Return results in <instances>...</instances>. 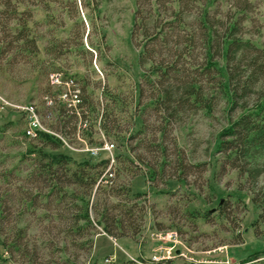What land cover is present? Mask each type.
<instances>
[{
	"label": "trees",
	"instance_id": "trees-1",
	"mask_svg": "<svg viewBox=\"0 0 264 264\" xmlns=\"http://www.w3.org/2000/svg\"><path fill=\"white\" fill-rule=\"evenodd\" d=\"M134 2L130 39L139 48L137 61L143 70L134 112L140 124L123 141L128 144L136 140L129 148L132 152L139 148L160 150L161 162L158 164L156 160L146 166L148 177L154 179L170 165L169 154L163 146L169 134L168 125L188 111L201 109L211 113L224 100L228 114L227 126L220 132L217 147L219 170L236 171L238 189L246 190L260 210L254 223L255 234L264 237L261 227L264 225V41L257 39L262 32L254 16L256 1ZM40 3L48 2L0 0L1 59L10 56L11 60L15 55L38 52V37L30 21L33 19L31 6ZM52 45L54 50L63 49L57 42ZM50 49L51 45L46 47ZM48 85L53 87L50 80ZM74 88L78 89L77 104L64 100L60 106L46 107V112L54 108L56 129L61 135L89 130L88 136L92 137L96 125L110 138L136 124L134 114L126 127L121 124L117 112L123 100L118 93L102 88L104 102L98 109L85 82L78 86L73 81ZM56 97L60 102L61 98ZM150 111L161 121L153 129L161 133L158 143L152 141L155 138L147 137ZM23 135L28 146L18 154L15 164L4 165L5 159L0 156V235L7 259L17 257L27 264H50L53 252L58 251L61 264H74L71 250L89 253L92 246L89 231L96 226L114 238L139 233L140 224L133 208L142 207L136 201L142 194L138 192L129 204L123 182L113 186V180L118 178L120 170H128L132 164L140 166L144 162L142 154L135 152L130 157L116 152L113 158L119 166H114L108 157L98 161L87 159L72 166L66 155L45 150L61 145L57 136L40 130L30 139L25 132ZM116 139L122 141L123 136ZM177 152L171 167L179 176L185 175L190 165L185 163L183 151ZM112 197L119 199L114 201ZM230 203L227 197L219 205V214L226 219L231 218ZM38 210L51 213L41 214ZM37 225L41 231L32 235L31 227ZM46 250L48 254L43 252ZM43 253L51 255L50 259L46 260ZM171 261L139 258L117 264H172Z\"/></svg>",
	"mask_w": 264,
	"mask_h": 264
},
{
	"label": "rangeland",
	"instance_id": "rangeland-1",
	"mask_svg": "<svg viewBox=\"0 0 264 264\" xmlns=\"http://www.w3.org/2000/svg\"><path fill=\"white\" fill-rule=\"evenodd\" d=\"M255 1L254 16L262 32L257 39L264 41V0ZM47 2L46 5L31 6L33 19L30 24L38 37V52L15 55L11 60L10 56L0 58V156L5 159L4 165L15 164L18 154L28 146L23 133L30 139L31 132L37 130L61 140L58 148L46 147L45 150L66 155L72 166L75 162L98 161L106 157L111 162L116 152L130 157L136 152L144 158L140 166L132 164L128 170H120L118 178L113 180V186L123 182L126 197H129L125 200L129 204L134 202L138 192L142 194L136 199L142 209L133 208L134 217L140 224L139 233L114 238L96 226L89 231L92 238L89 253L72 249V262L117 264L126 259L147 260L155 256L159 260L170 259L172 264H264V237L257 236L254 231L260 210L246 190L238 189L235 170H219L217 147L220 132L227 126L225 101L221 100L211 113L201 109L188 111L177 122L168 125L169 134L163 140V146L169 154L170 165L150 179L146 166L156 160L158 164L161 162L160 150L139 148L132 152L129 148L136 140L128 144L123 141L140 124L139 116L134 112L143 70L137 61L139 48L130 39L134 0ZM19 8L22 10L23 6ZM52 42L62 45L60 48L63 49L54 50ZM50 45L52 49L46 50ZM52 73L60 75L63 85H48ZM70 79L78 86L83 82L87 84V91L92 92L98 109L104 102L102 88L119 94L123 100L117 112L121 124L126 127L131 114L136 119L131 129L120 133L124 144L116 139L120 135L108 138L96 125L92 137L88 136L89 130L77 135L59 133L56 112L54 108L46 112V107L63 104V99L56 101V95L60 98L67 91L65 83ZM30 107L34 114L29 111ZM140 111L141 108L138 114ZM149 114L147 137L155 138L152 141L158 143L161 133H155L153 129L161 121L154 112ZM110 143L114 147L107 146ZM179 150L183 151L185 163L190 165L188 173L181 175L184 179H179L180 173L171 167ZM113 163L119 166L116 160ZM227 197L231 202V218L226 219L219 214V205ZM118 199L112 197L111 200ZM37 226L31 227L32 235L40 233L41 228ZM43 252L48 254L47 250ZM5 253L0 235V264H27L17 257L7 259ZM43 255L46 260L50 259L51 255ZM256 255L259 256L256 258ZM51 258L50 264H61L58 251L53 252Z\"/></svg>",
	"mask_w": 264,
	"mask_h": 264
},
{
	"label": "built area",
	"instance_id": "built-area-1",
	"mask_svg": "<svg viewBox=\"0 0 264 264\" xmlns=\"http://www.w3.org/2000/svg\"><path fill=\"white\" fill-rule=\"evenodd\" d=\"M49 80L50 82L53 84V85H63V82H62V79L60 78V75L57 74V73H52L50 74V77H49ZM67 85V91H64L61 95H60V98L65 100V101H69L71 102L73 105L77 104V102L79 101L78 99V96H77V93H78V89L74 88L73 89V80H68L66 81L65 83ZM29 111H31L32 114H34V109L32 107L29 108ZM30 133V131H29ZM31 134L34 136L35 133L34 132H31ZM107 146L109 147H114V145L112 143H110L109 145L107 144ZM113 157L111 158V162H113ZM152 259H154V261H159L160 258H157V257H153Z\"/></svg>",
	"mask_w": 264,
	"mask_h": 264
}]
</instances>
